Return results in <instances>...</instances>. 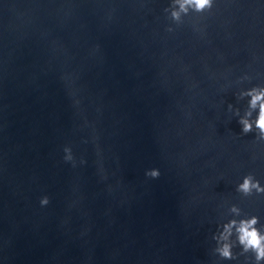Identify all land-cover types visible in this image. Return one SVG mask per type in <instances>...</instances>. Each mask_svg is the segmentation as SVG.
Listing matches in <instances>:
<instances>
[{
  "label": "water",
  "instance_id": "obj_1",
  "mask_svg": "<svg viewBox=\"0 0 264 264\" xmlns=\"http://www.w3.org/2000/svg\"><path fill=\"white\" fill-rule=\"evenodd\" d=\"M169 4L0 0V264H245L212 236L233 204L264 224L235 191L264 141L228 111L264 86V0Z\"/></svg>",
  "mask_w": 264,
  "mask_h": 264
},
{
  "label": "clouds",
  "instance_id": "obj_2",
  "mask_svg": "<svg viewBox=\"0 0 264 264\" xmlns=\"http://www.w3.org/2000/svg\"><path fill=\"white\" fill-rule=\"evenodd\" d=\"M215 0H170L169 7L164 9L168 19L179 26L184 22V17L192 14L203 15L211 12ZM167 31H173L169 27ZM250 78L245 75L240 79V83ZM239 100L247 99V108L241 116L240 110L228 104V111L238 117L241 126V134L248 135L255 132L258 141H264V86H254L247 90H241L238 95ZM79 103V101H77ZM255 114V116H254ZM65 162H73L72 150L70 147L63 149ZM81 163H84L81 161ZM75 166V164H73ZM145 175L151 179H158L160 172L158 169L146 171ZM235 191L242 198H250L254 194L264 195V186L254 175L248 174L243 177L242 182L236 186ZM47 196L40 200L41 207L49 204ZM228 214L233 217L217 227L212 239L216 243L213 249L214 255L222 261H237L239 257H245V264H264V224L256 215L243 213L242 209L233 204L228 207ZM239 247V253H234L233 249Z\"/></svg>",
  "mask_w": 264,
  "mask_h": 264
}]
</instances>
